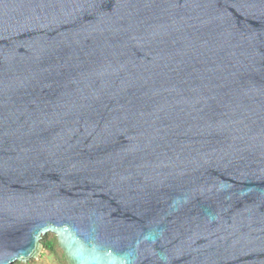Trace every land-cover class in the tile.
<instances>
[{"label":"water","instance_id":"1","mask_svg":"<svg viewBox=\"0 0 264 264\" xmlns=\"http://www.w3.org/2000/svg\"><path fill=\"white\" fill-rule=\"evenodd\" d=\"M264 264V0H0V264Z\"/></svg>","mask_w":264,"mask_h":264},{"label":"trees","instance_id":"2","mask_svg":"<svg viewBox=\"0 0 264 264\" xmlns=\"http://www.w3.org/2000/svg\"><path fill=\"white\" fill-rule=\"evenodd\" d=\"M42 243L45 247L44 253L41 255V259H50L53 264H68L64 251L59 245L58 238L52 233H48L42 239ZM38 260H32L28 263L15 262L14 264H36Z\"/></svg>","mask_w":264,"mask_h":264},{"label":"rangeland","instance_id":"3","mask_svg":"<svg viewBox=\"0 0 264 264\" xmlns=\"http://www.w3.org/2000/svg\"><path fill=\"white\" fill-rule=\"evenodd\" d=\"M36 264H53V263L48 258L47 259H44V260H42L41 258H39Z\"/></svg>","mask_w":264,"mask_h":264}]
</instances>
